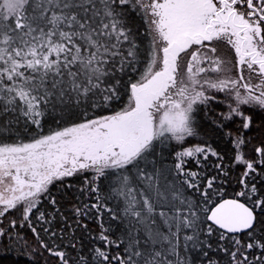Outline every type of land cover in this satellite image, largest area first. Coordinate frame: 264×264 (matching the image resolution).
Masks as SVG:
<instances>
[{
  "label": "snow or ice",
  "instance_id": "6c2138e0",
  "mask_svg": "<svg viewBox=\"0 0 264 264\" xmlns=\"http://www.w3.org/2000/svg\"><path fill=\"white\" fill-rule=\"evenodd\" d=\"M12 251L264 264V0H0Z\"/></svg>",
  "mask_w": 264,
  "mask_h": 264
},
{
  "label": "trees",
  "instance_id": "16d2710c",
  "mask_svg": "<svg viewBox=\"0 0 264 264\" xmlns=\"http://www.w3.org/2000/svg\"><path fill=\"white\" fill-rule=\"evenodd\" d=\"M28 138L30 139V137ZM189 167L194 169V165L192 164H189ZM27 238L31 242L30 232L27 233ZM0 264H28V258L25 256H21L19 251H12V252H9L7 255L0 254Z\"/></svg>",
  "mask_w": 264,
  "mask_h": 264
}]
</instances>
